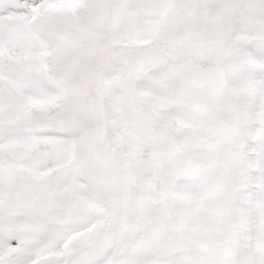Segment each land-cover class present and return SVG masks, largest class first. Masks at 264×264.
Returning <instances> with one entry per match:
<instances>
[{
  "label": "snow or ice",
  "instance_id": "1",
  "mask_svg": "<svg viewBox=\"0 0 264 264\" xmlns=\"http://www.w3.org/2000/svg\"><path fill=\"white\" fill-rule=\"evenodd\" d=\"M0 264H264V0H0Z\"/></svg>",
  "mask_w": 264,
  "mask_h": 264
}]
</instances>
